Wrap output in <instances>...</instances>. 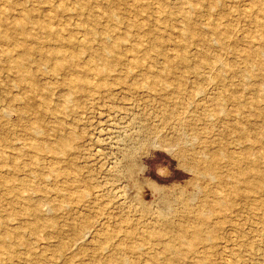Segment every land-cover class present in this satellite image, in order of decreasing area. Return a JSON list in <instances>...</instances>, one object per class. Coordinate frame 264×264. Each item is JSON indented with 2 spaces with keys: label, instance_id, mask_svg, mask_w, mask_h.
Wrapping results in <instances>:
<instances>
[{
  "label": "rangeland",
  "instance_id": "1",
  "mask_svg": "<svg viewBox=\"0 0 264 264\" xmlns=\"http://www.w3.org/2000/svg\"><path fill=\"white\" fill-rule=\"evenodd\" d=\"M0 264H264V0H0Z\"/></svg>",
  "mask_w": 264,
  "mask_h": 264
},
{
  "label": "bare ground",
  "instance_id": "2",
  "mask_svg": "<svg viewBox=\"0 0 264 264\" xmlns=\"http://www.w3.org/2000/svg\"><path fill=\"white\" fill-rule=\"evenodd\" d=\"M56 62V61H55ZM159 259V258H158Z\"/></svg>",
  "mask_w": 264,
  "mask_h": 264
}]
</instances>
